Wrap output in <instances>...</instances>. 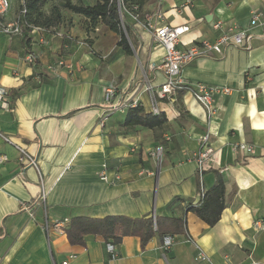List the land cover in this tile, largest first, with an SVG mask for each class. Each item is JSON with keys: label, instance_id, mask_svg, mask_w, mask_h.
<instances>
[{"label": "crops", "instance_id": "crops-1", "mask_svg": "<svg viewBox=\"0 0 264 264\" xmlns=\"http://www.w3.org/2000/svg\"><path fill=\"white\" fill-rule=\"evenodd\" d=\"M159 6L168 24L190 27L181 37L183 48L215 39L212 23L218 19L247 26L253 12L264 13V0H150L145 11ZM19 10L14 0L9 17ZM60 12L58 22L52 19L37 26L43 30L32 31L33 65L25 60L23 35L0 32V85L9 89L12 105L0 112V132L38 164L37 169L21 163L16 147L0 136V155L6 157L0 163V264H109L101 236L90 234L85 244L73 245L54 227L48 236L44 225L111 215L184 217L187 227L174 235L169 250L158 234L144 248L139 237H124L116 245V264L264 263V231L254 227L255 220L264 219V29H252L251 49L230 47L222 57H200L183 68L187 81L232 89L215 96L210 124L203 106L182 93L184 111L162 102L167 121L149 129L123 125L126 112H107L104 91L110 84L119 92L140 87L139 67L154 84L163 83L164 48L132 16L138 52L127 54L113 31L100 36V24L94 31L85 17ZM142 100L149 112L148 97ZM208 129L214 159L203 183L209 190L222 175L228 201L213 226L187 208L198 197L195 154ZM238 143L253 145L255 154L244 157L235 150ZM160 145L161 163L153 155ZM199 252L207 259H198Z\"/></svg>", "mask_w": 264, "mask_h": 264}, {"label": "built area", "instance_id": "built-area-1", "mask_svg": "<svg viewBox=\"0 0 264 264\" xmlns=\"http://www.w3.org/2000/svg\"><path fill=\"white\" fill-rule=\"evenodd\" d=\"M20 5L19 12L12 18L9 14L13 8L14 0H0V32L12 37L23 35L22 18L27 13V5L25 0H17ZM119 6L122 0H117ZM136 8V7H135ZM131 14V13H130ZM133 20L143 25V27L151 33L154 41L161 45L164 50V58L161 68L165 73V81L160 85L154 84L151 75L145 69H142V76L139 83L140 87L132 92H119L114 84H110L104 91V103L106 104L107 112L121 111L127 112L131 108L138 106L143 107V95L148 97L149 112L153 115H160L163 112L162 102H170L178 105L180 111H184L183 102L180 98L182 93L191 94L206 110L208 123L210 124L214 116V100L218 94H230L232 89L228 87L213 86L201 82L187 81L183 74V68L200 57L219 58L224 56L226 49L236 47L240 49H251L254 27H262L264 29V13L255 11L252 13L247 26H241L235 22H230L218 19L212 23V28L218 32L215 39H203L192 44L189 47H181V37L190 29L188 25L173 26L166 22V17L163 9L159 6L154 10L145 14L142 21L139 20L137 14H131ZM32 31L37 32L43 30L40 27H32ZM42 42L45 38L41 37ZM27 63L33 65L36 62V57L33 52H28L25 56ZM60 64L63 62L60 61ZM11 109L10 91L5 85H0V112L9 111ZM104 124V120H101ZM213 132L208 129L199 138L198 149L195 154V162L197 165V175L200 180L199 192L195 205L203 202L206 196L207 188L204 186V173L208 171L213 163L214 149L211 146ZM0 136L6 142L14 145L19 152V161L24 165L34 166L38 169V164L35 156L30 154L23 146L13 143V141L5 134L0 132ZM235 150L241 153L244 157L255 154V147L247 143H238L235 145ZM163 146H158L153 155L156 156L159 163L163 157ZM6 160L4 155H0V163ZM101 177L106 179L105 170ZM45 191L42 188L40 202L45 206ZM30 211V209H29ZM70 223L69 218H63L54 221L52 224L49 221L45 222V230L49 236L50 229L56 228L59 232L64 233L66 227ZM254 227L257 231H264V219L254 221ZM174 244V236L167 235L164 237L162 248L169 250ZM107 251L109 253V264H116L119 253L117 246L114 243H107ZM71 258V257H70ZM198 259L206 260L207 257L199 252ZM68 260L62 264H67ZM249 264H264L260 261L253 260Z\"/></svg>", "mask_w": 264, "mask_h": 264}, {"label": "trees", "instance_id": "trees-1", "mask_svg": "<svg viewBox=\"0 0 264 264\" xmlns=\"http://www.w3.org/2000/svg\"><path fill=\"white\" fill-rule=\"evenodd\" d=\"M49 1L25 0L28 11L22 18V40L29 52H31L32 27L44 26L52 19L58 22L62 17L61 8L85 17L88 21V28L91 30L95 31L97 25L100 24L119 35L118 45L127 54H133L134 50L138 52V34L129 20L128 13L137 14L139 20L142 21L147 13L145 5L150 0H122L120 6L117 0H94L92 4L84 3L83 0H78L80 2L61 0L60 5L52 6L50 14H47L43 8ZM166 121L164 112L160 115H153L145 112L142 106H138L126 112L123 125L155 129L161 128ZM226 194L225 179L222 175H218L216 185L207 190L203 202L199 205L191 202L187 204V208L193 210L208 225L213 226L220 220L222 212L227 207ZM186 232L185 218L175 216H157L156 219L123 215H111L103 218L75 216L70 219V223L65 229L67 238L73 245L85 244L86 236L93 234L101 236L106 243H114L115 245L119 244L126 236H137L140 238L142 248L157 234L164 240L167 235L174 236Z\"/></svg>", "mask_w": 264, "mask_h": 264}, {"label": "rangeland", "instance_id": "rangeland-1", "mask_svg": "<svg viewBox=\"0 0 264 264\" xmlns=\"http://www.w3.org/2000/svg\"><path fill=\"white\" fill-rule=\"evenodd\" d=\"M59 1L60 0H50L45 6H44V8H43V11L46 13V11L47 10H50L51 8H52V6H55L56 4H58L59 3ZM76 2H79L78 0H75ZM129 14V13H128ZM69 15H70V13H68V12H66V16H68L69 17ZM130 18H131V15L129 14L128 15ZM101 29H100V31H98V35H105L107 32H108V29L105 27V26H103V25H101V27H100ZM116 36H117V38H119V35H117L116 34ZM138 72H139V74L142 76V72H143V70H142V68H138Z\"/></svg>", "mask_w": 264, "mask_h": 264}]
</instances>
